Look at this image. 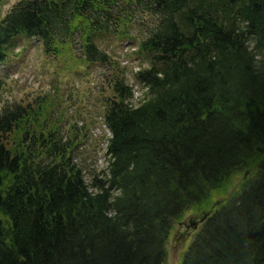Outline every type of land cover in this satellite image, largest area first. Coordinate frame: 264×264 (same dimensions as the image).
Instances as JSON below:
<instances>
[{"label": "trees", "instance_id": "1", "mask_svg": "<svg viewBox=\"0 0 264 264\" xmlns=\"http://www.w3.org/2000/svg\"><path fill=\"white\" fill-rule=\"evenodd\" d=\"M104 37L138 40L137 105ZM24 38L55 57L75 42L79 64L107 68L110 135L86 184L81 128L44 123L49 95L1 107L0 264H164L173 223L244 171L180 264H264V0H20L0 19V65Z\"/></svg>", "mask_w": 264, "mask_h": 264}, {"label": "rangeland", "instance_id": "2", "mask_svg": "<svg viewBox=\"0 0 264 264\" xmlns=\"http://www.w3.org/2000/svg\"><path fill=\"white\" fill-rule=\"evenodd\" d=\"M17 1L20 0H0V19ZM142 18H146L143 19L144 22L130 30L135 36H145L147 30L153 29L154 23L150 18L148 16ZM136 21L138 17L134 19L135 23ZM77 34H74L75 40H79ZM137 41L132 39V42L128 43L104 37L97 42L99 48L112 56L118 67L124 70L126 83L132 89V97L128 101L133 106L139 103L145 91L135 83L132 74L140 66L147 65L141 57L134 55ZM76 44L75 42L71 44L72 52L55 57L43 53L39 39H22L15 50L9 52L5 62L0 65V77L4 83L0 90V109L3 105L22 101L30 102L46 94L49 95L40 112L46 115L44 123L62 124L66 130L68 128L70 130L69 126L73 129L81 128L74 132L76 135L70 133L74 136V140L76 139L72 144V155L83 172L86 184H89L93 176L99 179L101 174L106 172L104 154L106 140L110 133L102 122L103 111L100 98L107 92L105 77L108 70L98 64H79L77 58L80 52ZM100 88L104 89L103 93ZM249 174V171H244L242 175L234 174L228 179L229 185L226 188L213 192L210 197L213 202L209 210L198 211L191 208L173 223L166 240L167 259L164 264H180L184 252L200 229L199 225L182 244L175 245L173 240L179 230L178 223L189 217L196 218L204 213H211L221 201L226 200L233 191L241 187L243 179L249 178ZM195 208L199 209L197 206Z\"/></svg>", "mask_w": 264, "mask_h": 264}, {"label": "water", "instance_id": "3", "mask_svg": "<svg viewBox=\"0 0 264 264\" xmlns=\"http://www.w3.org/2000/svg\"><path fill=\"white\" fill-rule=\"evenodd\" d=\"M204 217L200 216L199 218L189 217L182 222L178 223V233L176 234V243H179L183 239V237L187 236L188 233H185L182 229L186 230L187 228L194 229L195 225L200 223Z\"/></svg>", "mask_w": 264, "mask_h": 264}, {"label": "bare ground", "instance_id": "4", "mask_svg": "<svg viewBox=\"0 0 264 264\" xmlns=\"http://www.w3.org/2000/svg\"><path fill=\"white\" fill-rule=\"evenodd\" d=\"M208 215H209V213H204V214L199 215L198 217H196V218H199L200 216H202V217H204V218H203L202 221H200V223H198V224L195 225L194 229H191L190 227L187 228L186 230L182 229L185 233H188V234H187V236L183 237V239H182L181 241H179V243H176V240H175L176 237H175L174 240H173L174 243H175V245L182 244L183 241L185 240V238L188 237L189 234L191 235L192 233H194L195 230L197 229V227H198V226L204 221V219L207 218ZM194 218H195V217H194Z\"/></svg>", "mask_w": 264, "mask_h": 264}]
</instances>
